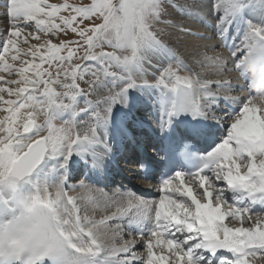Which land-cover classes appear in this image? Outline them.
Returning <instances> with one entry per match:
<instances>
[{
  "label": "snow or ice",
  "instance_id": "snow-or-ice-1",
  "mask_svg": "<svg viewBox=\"0 0 264 264\" xmlns=\"http://www.w3.org/2000/svg\"><path fill=\"white\" fill-rule=\"evenodd\" d=\"M0 19V264H264V0H0ZM121 152L141 188L95 187Z\"/></svg>",
  "mask_w": 264,
  "mask_h": 264
},
{
  "label": "bare ground",
  "instance_id": "bare-ground-1",
  "mask_svg": "<svg viewBox=\"0 0 264 264\" xmlns=\"http://www.w3.org/2000/svg\"><path fill=\"white\" fill-rule=\"evenodd\" d=\"M208 22H209V23H212L211 20H209ZM3 23H4L3 20L0 19V31L3 30V28H2ZM158 27H163V25H158ZM209 54H211V53H209ZM186 62L191 63L190 61H186ZM148 71H149V73H153V72H154V69H151V68H150V69H148ZM233 77H235V74H233ZM133 95L136 96V97H137V100H138L137 107L134 109V113H135L136 115H138V116L146 117V116H147V113L144 111V107H142V111H140V109H141V106H140V105H143L142 100L139 99L140 94H139V93H135V92H133ZM140 103H142V104H140ZM144 124H146V125L149 126V127L152 126L153 128H158V127H157L156 120H155L154 118H151V117H148V118L145 120V123H144ZM113 176H114V171L112 172V170H111V172H110V177H113ZM94 179H95V178H94ZM100 179L103 180L102 177H101ZM108 180L110 181V178H108V179H104L103 181L106 183ZM95 185H96L95 187H98V188L104 189V190H105L106 192H108V193H111V192H112V190L110 189V187H107V186H106L107 183H106L105 186H101V185H99V184H95ZM116 186H117V185H115L114 187H116ZM79 191H80L79 189H76L75 192H71L70 194L75 195V194H77ZM90 211H91V209H90ZM97 215H99V213H98ZM125 239H131V237H129V236H125Z\"/></svg>",
  "mask_w": 264,
  "mask_h": 264
},
{
  "label": "rangeland",
  "instance_id": "rangeland-1",
  "mask_svg": "<svg viewBox=\"0 0 264 264\" xmlns=\"http://www.w3.org/2000/svg\"><path fill=\"white\" fill-rule=\"evenodd\" d=\"M50 2H53V3H59V2H62V0H50ZM70 3H80L81 0H69ZM84 3H88L89 0H83ZM69 36H71V34H69ZM83 86V85H82Z\"/></svg>",
  "mask_w": 264,
  "mask_h": 264
}]
</instances>
